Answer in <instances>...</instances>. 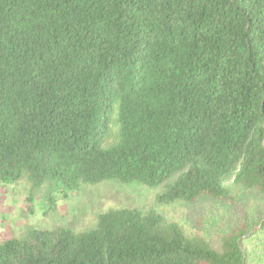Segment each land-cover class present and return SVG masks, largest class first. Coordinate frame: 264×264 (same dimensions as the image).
Returning a JSON list of instances; mask_svg holds the SVG:
<instances>
[{"label": "trees", "instance_id": "16d2710c", "mask_svg": "<svg viewBox=\"0 0 264 264\" xmlns=\"http://www.w3.org/2000/svg\"><path fill=\"white\" fill-rule=\"evenodd\" d=\"M24 175L162 186L218 230L110 209L0 264H264V0H0V184Z\"/></svg>", "mask_w": 264, "mask_h": 264}, {"label": "rangeland", "instance_id": "374dc122", "mask_svg": "<svg viewBox=\"0 0 264 264\" xmlns=\"http://www.w3.org/2000/svg\"><path fill=\"white\" fill-rule=\"evenodd\" d=\"M163 187L107 181L96 186L66 189L46 183L35 187L24 175L14 184H0V241L19 237L29 229L67 228L84 232L95 227L98 217L110 209H154L178 224L190 236H205L210 206L158 202ZM214 226V225H213Z\"/></svg>", "mask_w": 264, "mask_h": 264}, {"label": "water", "instance_id": "95a60500", "mask_svg": "<svg viewBox=\"0 0 264 264\" xmlns=\"http://www.w3.org/2000/svg\"><path fill=\"white\" fill-rule=\"evenodd\" d=\"M251 234H249V235H245L243 238H247V237H249ZM239 243H241V240L239 241ZM241 246V245H240Z\"/></svg>", "mask_w": 264, "mask_h": 264}]
</instances>
